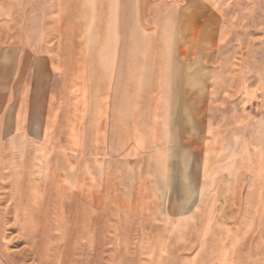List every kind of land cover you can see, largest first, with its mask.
Listing matches in <instances>:
<instances>
[{
  "label": "rangeland",
  "instance_id": "rangeland-1",
  "mask_svg": "<svg viewBox=\"0 0 264 264\" xmlns=\"http://www.w3.org/2000/svg\"><path fill=\"white\" fill-rule=\"evenodd\" d=\"M0 46V264H264V0H0Z\"/></svg>",
  "mask_w": 264,
  "mask_h": 264
},
{
  "label": "crops",
  "instance_id": "crops-1",
  "mask_svg": "<svg viewBox=\"0 0 264 264\" xmlns=\"http://www.w3.org/2000/svg\"><path fill=\"white\" fill-rule=\"evenodd\" d=\"M10 53H11V51H10ZM3 52H2V49H1V46H0V67H1V65H2V62L4 61V60H8L7 58L8 57H3ZM7 54H8V51H7ZM40 60L42 61V60H44V57L42 56V57H40ZM26 61V60H25ZM23 62H24V59H23Z\"/></svg>",
  "mask_w": 264,
  "mask_h": 264
}]
</instances>
